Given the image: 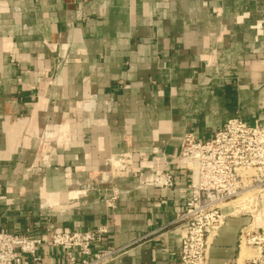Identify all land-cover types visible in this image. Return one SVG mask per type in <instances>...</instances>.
I'll list each match as a JSON object with an SVG mask.
<instances>
[{
    "label": "crops",
    "instance_id": "obj_1",
    "mask_svg": "<svg viewBox=\"0 0 264 264\" xmlns=\"http://www.w3.org/2000/svg\"><path fill=\"white\" fill-rule=\"evenodd\" d=\"M230 117L264 123V0H0V227L42 238L36 264L64 263L51 231L98 228L106 264H176L180 140ZM223 213L208 264H252L264 189Z\"/></svg>",
    "mask_w": 264,
    "mask_h": 264
},
{
    "label": "built area",
    "instance_id": "obj_2",
    "mask_svg": "<svg viewBox=\"0 0 264 264\" xmlns=\"http://www.w3.org/2000/svg\"><path fill=\"white\" fill-rule=\"evenodd\" d=\"M179 145L177 165L189 172L190 194L173 219L183 230L176 264H208V236L222 225L225 205L246 191L259 194L264 189V123L230 117L210 138L199 140L187 131ZM163 176L162 180L161 175L154 176L152 182L171 185V175ZM105 232L102 228L51 231L47 243L65 253L63 264H106L122 248H93L91 243L100 241ZM238 241L256 251L250 263L264 264V231L245 226ZM41 243V237L0 227V264H36Z\"/></svg>",
    "mask_w": 264,
    "mask_h": 264
},
{
    "label": "rangeland",
    "instance_id": "obj_3",
    "mask_svg": "<svg viewBox=\"0 0 264 264\" xmlns=\"http://www.w3.org/2000/svg\"><path fill=\"white\" fill-rule=\"evenodd\" d=\"M177 156L175 157L174 161L175 163L177 164ZM256 194H257V191H251V193H245L244 195H240L239 197H237L236 199L230 201V204H233L234 206L237 204V205H241V208H237V212H244L245 210H248L250 211L253 206L252 202L249 201V198L250 200L253 199L254 197H256ZM258 196V194H257ZM255 205H256V202H255Z\"/></svg>",
    "mask_w": 264,
    "mask_h": 264
},
{
    "label": "bare ground",
    "instance_id": "obj_4",
    "mask_svg": "<svg viewBox=\"0 0 264 264\" xmlns=\"http://www.w3.org/2000/svg\"><path fill=\"white\" fill-rule=\"evenodd\" d=\"M245 193H249V192L246 191V192H244V194H245ZM244 194H243V195H244ZM249 201L252 202L253 206H252L251 208L253 209L254 206H255V202H256V201H254V198L251 199V200H250V198H249ZM234 208L237 210V208H241V205H237V204H236V205L234 206ZM252 209H251V210H252Z\"/></svg>",
    "mask_w": 264,
    "mask_h": 264
}]
</instances>
